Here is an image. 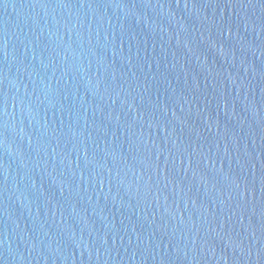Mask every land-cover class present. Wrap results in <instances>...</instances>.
<instances>
[{
  "label": "water",
  "instance_id": "1",
  "mask_svg": "<svg viewBox=\"0 0 264 264\" xmlns=\"http://www.w3.org/2000/svg\"><path fill=\"white\" fill-rule=\"evenodd\" d=\"M0 264H264V0H0Z\"/></svg>",
  "mask_w": 264,
  "mask_h": 264
}]
</instances>
